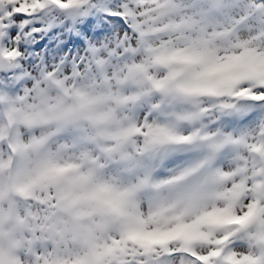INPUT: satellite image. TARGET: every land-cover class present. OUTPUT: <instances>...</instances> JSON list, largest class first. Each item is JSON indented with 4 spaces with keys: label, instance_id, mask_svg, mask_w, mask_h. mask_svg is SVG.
Segmentation results:
<instances>
[{
    "label": "snow or ice",
    "instance_id": "snow-or-ice-1",
    "mask_svg": "<svg viewBox=\"0 0 264 264\" xmlns=\"http://www.w3.org/2000/svg\"><path fill=\"white\" fill-rule=\"evenodd\" d=\"M0 264H264V0H0Z\"/></svg>",
    "mask_w": 264,
    "mask_h": 264
}]
</instances>
